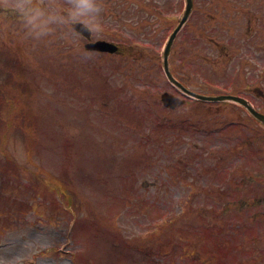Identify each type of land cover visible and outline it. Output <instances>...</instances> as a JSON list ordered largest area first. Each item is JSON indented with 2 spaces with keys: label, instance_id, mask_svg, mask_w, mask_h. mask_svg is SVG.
Instances as JSON below:
<instances>
[{
  "label": "rangeland",
  "instance_id": "rangeland-1",
  "mask_svg": "<svg viewBox=\"0 0 264 264\" xmlns=\"http://www.w3.org/2000/svg\"><path fill=\"white\" fill-rule=\"evenodd\" d=\"M103 3V30H93L94 38L135 47L124 56L85 53L83 63L73 55L72 71L64 70L59 39L42 37L34 45L30 36L21 44L18 31L15 38L11 31L24 29L20 17L12 7L0 11V75L12 69L13 77L23 78L22 89L35 86L25 106L32 116L11 118L31 125L8 132L11 143L4 148H14V159L0 156V172H7L6 178L0 174V264H75L71 255L80 257L76 264H264V178L261 185V173L254 172L261 156L247 162L253 166L248 172H197L209 147H222L213 159L221 156L231 167L242 163L221 151L241 138L239 122L249 120L242 108L184 104L174 111L180 114H173L175 123H165V136L179 140L156 138L172 154L138 144L145 126L132 110L160 113L161 51L184 0ZM193 4L169 57L174 72L207 92L234 90L264 107L255 93L257 85L264 88V0ZM66 37L84 42L72 31ZM18 58L34 68L32 78L16 74ZM151 78L160 86L152 87ZM209 83L213 87L205 89ZM228 117L236 123L225 128ZM23 139L39 145L25 148ZM194 145L191 159L185 154ZM146 152L153 161L143 159ZM172 158L184 160L182 168H171ZM239 198L248 203L234 210ZM222 205L231 209L226 215L218 214ZM110 233L126 236L119 251Z\"/></svg>",
  "mask_w": 264,
  "mask_h": 264
},
{
  "label": "clouds",
  "instance_id": "clouds-1",
  "mask_svg": "<svg viewBox=\"0 0 264 264\" xmlns=\"http://www.w3.org/2000/svg\"><path fill=\"white\" fill-rule=\"evenodd\" d=\"M10 7L22 20L27 35L37 39L58 30L69 35L79 24L90 26L89 30H103V0H72L69 5L60 0H15Z\"/></svg>",
  "mask_w": 264,
  "mask_h": 264
},
{
  "label": "water",
  "instance_id": "water-1",
  "mask_svg": "<svg viewBox=\"0 0 264 264\" xmlns=\"http://www.w3.org/2000/svg\"><path fill=\"white\" fill-rule=\"evenodd\" d=\"M187 1H188V3H187L188 4L187 5V12H188L189 11V8L191 6V4H190L191 3V0H187ZM187 12H185V14H183L184 15L183 16L184 18L181 20V23L185 20ZM76 27L79 30H81V31H83V29L85 28V26H83L82 24L76 25ZM176 31H177V29L174 30V32L172 33L171 36H169L170 37L169 38V41H168L167 45L165 46L166 48H165V52H164V69H165V71H166L169 79H171L173 82H175L176 84H178L181 87V89H184L183 86H181L177 81H175L174 79H172L173 77L171 76V74H170V72H169V70L167 68L168 66H167V58L166 57H167L168 50L170 48L169 46L171 45L172 39H173ZM90 47L97 48V49H101V51L102 50H110V51H112L113 49H115V46H113V45H111L109 43L103 42L102 40L101 41H98L96 43L90 44ZM184 90H186V89H184ZM186 91H189V90H186ZM195 95L197 97H199V98H204V99H210V98L211 99H232V100H234L236 102H239V103L245 105L246 107H248V109L254 115V117H257V118H259L261 120H264V116L262 114L256 112L252 107H250L249 103L246 100H244L243 98L236 97V96H232V95H222L221 97L220 96L208 97V96H202V95H198V94H195ZM162 97H163V100L165 101V103L168 102L166 104H171L172 105V104H175L176 102L179 101L178 99H175V101L173 100V102L171 103V101L169 100L171 96H169L166 93L163 94Z\"/></svg>",
  "mask_w": 264,
  "mask_h": 264
}]
</instances>
